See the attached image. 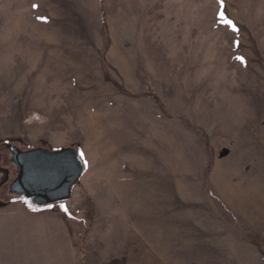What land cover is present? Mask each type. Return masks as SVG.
<instances>
[{"label": "rangeland", "instance_id": "rangeland-1", "mask_svg": "<svg viewBox=\"0 0 264 264\" xmlns=\"http://www.w3.org/2000/svg\"><path fill=\"white\" fill-rule=\"evenodd\" d=\"M9 143L75 148L71 198ZM0 264H264V0H0Z\"/></svg>", "mask_w": 264, "mask_h": 264}, {"label": "water", "instance_id": "water-1", "mask_svg": "<svg viewBox=\"0 0 264 264\" xmlns=\"http://www.w3.org/2000/svg\"><path fill=\"white\" fill-rule=\"evenodd\" d=\"M6 148L16 172L9 192L31 201L35 208L68 201L84 174L83 161L75 148L24 150L13 143Z\"/></svg>", "mask_w": 264, "mask_h": 264}, {"label": "snow or ice", "instance_id": "snow-or-ice-1", "mask_svg": "<svg viewBox=\"0 0 264 264\" xmlns=\"http://www.w3.org/2000/svg\"><path fill=\"white\" fill-rule=\"evenodd\" d=\"M34 7H35V6H34ZM220 15H221V17H223V13H221ZM241 59H242V58H241Z\"/></svg>", "mask_w": 264, "mask_h": 264}, {"label": "trees", "instance_id": "trees-1", "mask_svg": "<svg viewBox=\"0 0 264 264\" xmlns=\"http://www.w3.org/2000/svg\"><path fill=\"white\" fill-rule=\"evenodd\" d=\"M80 154V153H79ZM80 157H81V159H82V156H81V154H80ZM84 170H85V168H84Z\"/></svg>", "mask_w": 264, "mask_h": 264}]
</instances>
